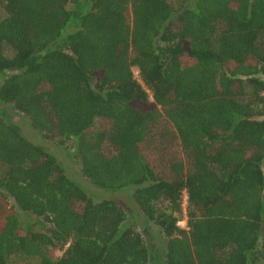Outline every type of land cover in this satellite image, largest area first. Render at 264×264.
Returning a JSON list of instances; mask_svg holds the SVG:
<instances>
[{"label":"trees","instance_id":"1","mask_svg":"<svg viewBox=\"0 0 264 264\" xmlns=\"http://www.w3.org/2000/svg\"><path fill=\"white\" fill-rule=\"evenodd\" d=\"M0 13V264H264V0ZM4 107L132 213L92 200Z\"/></svg>","mask_w":264,"mask_h":264},{"label":"rangeland","instance_id":"2","mask_svg":"<svg viewBox=\"0 0 264 264\" xmlns=\"http://www.w3.org/2000/svg\"><path fill=\"white\" fill-rule=\"evenodd\" d=\"M0 15H1V13H0ZM132 72H133V75L136 77V70L132 69ZM0 108H2V107L0 106ZM4 110L9 115L11 122H13L19 128L21 134L27 140H29L33 144L43 146L45 149L49 150L51 153L54 154V156L58 160V163L64 169L65 173L70 178H72L73 180L78 182L84 188L86 194L92 200L99 201L102 199H111L112 198L113 200L117 201L120 206L125 207L127 213H128V211H129V214L132 213L130 211V205H129L130 203L128 202V199H129L128 191L119 192V193H115L113 195H110V194H107L103 191L91 188L85 182L86 180L81 177L79 170H78V167L75 164V162L68 156V153H67L68 147H69L68 143L63 144V145H57L54 143H46V142L42 141L40 139L39 135L30 128L28 121L25 118H23L20 114L14 112L12 110H9L6 107H4ZM18 219L23 224H28V226H31L33 230H36V231L42 230L43 231L45 229V225L43 227H40L38 225V223L36 224V221H35L34 217H32V216L28 215V217H26V216L20 214V217ZM139 219H140V215L133 214L130 221H132L135 224V227L137 228L136 230L141 232L140 225L142 222L139 221ZM179 226L184 227L185 226L184 221L180 222ZM156 232H157V230L151 229L149 231L150 237H155V235H156V238L153 241L155 242L156 245L163 246L165 240L162 239V237L159 235V233H158V235L155 234ZM60 254H61V252H59L56 249H53L50 251V255L52 257L59 256Z\"/></svg>","mask_w":264,"mask_h":264}]
</instances>
